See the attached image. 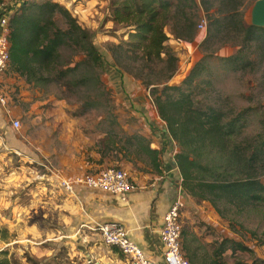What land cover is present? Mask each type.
I'll return each instance as SVG.
<instances>
[{"label":"rangeland","instance_id":"obj_1","mask_svg":"<svg viewBox=\"0 0 264 264\" xmlns=\"http://www.w3.org/2000/svg\"><path fill=\"white\" fill-rule=\"evenodd\" d=\"M22 1L1 0L0 3L17 8ZM50 1L66 9L82 28L92 34L93 43L105 59L104 69L100 72L80 66L74 73H67L63 80L69 87H63L58 82L28 83L8 69L5 78L11 80V87L7 97L18 102L20 100L22 106H66L69 116L81 124L74 131L76 147L90 134L104 135V138L109 136L120 142L139 136L135 118L142 117L132 115V108L130 110L128 106H145L151 114L156 108L150 100L149 90L138 79L124 72L118 73L109 65L112 62L109 48L127 41L131 31L129 27L113 22V0ZM256 1L243 0L241 13L248 24ZM214 10L209 15L200 10L197 26L206 22L208 27ZM57 24L61 29L65 28L60 17L57 18ZM196 28V36L190 43L173 39L166 30L169 38L167 45L178 58L177 71L168 85H180L196 65L203 63L205 70L202 80L209 81L212 86L199 84L195 93V101L199 106L220 104L227 112L263 106L264 57L258 55L259 51L252 46L253 43L242 47L239 45L240 38L237 39L238 43H234L236 40L233 35L228 43H222V39L206 42L207 31L199 32ZM236 56H246L245 61L251 60L253 64L246 66L242 62L229 65L223 61L224 58ZM82 58L81 54L68 47L60 49V64L64 70ZM80 79L86 80V83L75 86V82ZM2 116L8 120L0 126V229H4L7 235L5 239H0V258L6 257L11 264L95 263L97 255L94 259L89 258L87 252L76 245L79 235L74 232L80 226L70 221L66 210L60 207L74 191V185L73 188L71 185V191L64 189L62 181L72 180L63 179V173L54 171L55 168L48 162L38 160L34 149L38 136L31 133L32 129H22L26 122L18 120L22 127L13 130L11 124L16 119L8 117V113ZM258 131L257 118H253L246 135L252 136ZM75 154L81 155L78 152ZM80 159L81 156L76 159V171L82 165L77 164ZM75 175L78 176V173ZM262 182L264 184V177ZM188 201L193 210L189 219H181L183 231L186 232L182 244L189 245L193 251L197 250L199 255L209 256L224 240L235 242L244 250L232 252L228 249L222 255L223 264H264V203L241 216L231 215L232 221L228 222L221 219L209 203H199L191 198ZM96 242L93 251L96 252V247H99L100 252L107 248L101 238ZM101 245L105 248H100ZM182 255L186 258L183 251ZM119 257V264H127L123 256L119 255L118 261Z\"/></svg>","mask_w":264,"mask_h":264},{"label":"trees","instance_id":"obj_2","mask_svg":"<svg viewBox=\"0 0 264 264\" xmlns=\"http://www.w3.org/2000/svg\"><path fill=\"white\" fill-rule=\"evenodd\" d=\"M242 5L243 0H113V22L131 31L127 41L113 44L108 50L112 60L109 65L116 72L132 75L149 90L158 117L177 148L174 159L181 176V189L191 198L209 203L228 222L232 221L231 215L241 216L264 203V105L229 112L220 104L199 106L195 101L199 84L212 86L202 80L203 63L196 65L180 85H168L177 71L178 58L167 45L166 30L173 39L190 43L197 33L200 10L209 15L214 8L205 41L222 39V43H228L233 35L234 43L240 38L242 47L253 43L262 58L264 28L244 21ZM58 17L63 19L64 29L57 24ZM9 44L8 69L28 83L58 82L69 87L63 81L67 73H74L80 66L101 72L105 65L92 34L66 9L50 0L20 3L9 19ZM64 46L83 57L65 70L60 64V49ZM246 59V56H236L223 61L229 65L253 64ZM85 83L86 80L80 79L75 86ZM253 118H257L259 131L249 136L246 131ZM145 144L140 136L126 142L105 136L98 150L102 156L112 152L127 161L144 154L152 169L160 174V151L151 150ZM6 235L0 229V239ZM185 235L182 230L181 239ZM228 249L244 250L235 242L224 240L213 254L204 256L182 244L189 264H223L222 255ZM0 264L11 263L5 257L0 258Z\"/></svg>","mask_w":264,"mask_h":264},{"label":"crops","instance_id":"obj_3","mask_svg":"<svg viewBox=\"0 0 264 264\" xmlns=\"http://www.w3.org/2000/svg\"><path fill=\"white\" fill-rule=\"evenodd\" d=\"M6 73L7 71L0 77V98L3 100L0 102V126L8 120L7 117L2 116L4 113H8V117H13L17 121L26 122L22 129H32L31 133H36L38 136L34 142L38 160L48 162L55 168L54 171L63 173V179L67 180H73L81 174H93L109 167L124 170L132 180L133 189L125 198L74 185L72 196L60 204V207L66 210L70 221L80 226V229L74 232L79 235L76 245L85 250L89 258L94 259L97 255L95 260L99 264H116L117 262L119 264L121 258L119 257L118 261V256L122 257V255L118 250L101 245L100 248H105L102 252L98 250L99 247H96V252L93 251L96 241L100 240L94 227L105 222H116L124 228L129 239L142 249L148 259L160 263L163 251L160 229L164 214L178 195L177 189L181 176L174 159L177 152L176 145L168 136L166 126L159 119L157 112L151 114L145 106H128L130 110L132 108V115L137 114L142 117L135 118V123L138 124L139 136L146 141L145 146L151 150L160 151V174L152 169L144 154L131 157L129 161L122 159L120 154L116 155L112 152L102 156L98 145L104 135L102 137V135L90 134L82 144L78 143L76 147V142L73 141L74 131L76 126L81 124L69 116L66 112L68 108L66 106H22L20 100L18 102L12 97H7L11 80L5 78ZM76 152L81 154L77 164L82 165H79L78 171H76V159L80 156H76ZM75 173H78V176H74ZM50 191L53 190L50 189ZM181 196L184 200V209L180 214V221L184 217L189 219L193 210L188 201L191 197L184 190H181Z\"/></svg>","mask_w":264,"mask_h":264},{"label":"built area","instance_id":"obj_4","mask_svg":"<svg viewBox=\"0 0 264 264\" xmlns=\"http://www.w3.org/2000/svg\"><path fill=\"white\" fill-rule=\"evenodd\" d=\"M18 8V6L13 8L11 5L6 6L0 3V77L4 75L9 66V19ZM197 27L199 32L205 33L207 24L202 22ZM0 102H3L1 98ZM12 127L18 129L20 123L15 120L12 122ZM71 185L72 188L73 185H79L122 198H125L133 189L130 176L124 170L116 167L104 168L93 174H85L83 177H78L72 181H62L63 188L68 191H71ZM181 190L179 183L178 195L163 217L160 229V238L163 246L162 261L160 263L148 259L142 249L129 239L127 232L120 224L105 222L95 226L94 230L98 232L107 247L119 251L127 264H189L183 257L181 250L182 224L180 214L184 209Z\"/></svg>","mask_w":264,"mask_h":264},{"label":"water","instance_id":"obj_5","mask_svg":"<svg viewBox=\"0 0 264 264\" xmlns=\"http://www.w3.org/2000/svg\"><path fill=\"white\" fill-rule=\"evenodd\" d=\"M250 25L264 28V0H257L251 10ZM93 264H99L95 262Z\"/></svg>","mask_w":264,"mask_h":264}]
</instances>
